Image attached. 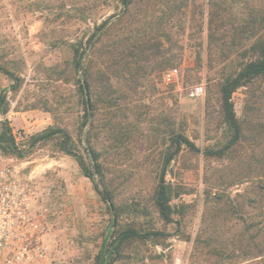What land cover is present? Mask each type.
Instances as JSON below:
<instances>
[{"label":"rangeland","instance_id":"rangeland-1","mask_svg":"<svg viewBox=\"0 0 264 264\" xmlns=\"http://www.w3.org/2000/svg\"><path fill=\"white\" fill-rule=\"evenodd\" d=\"M119 12V0H0V68L19 79L15 87L14 78L0 70V97L5 96L9 105L0 135L6 123L12 136L18 130L31 132L20 142L23 147L16 145L18 153L7 155L14 160L18 177L35 192L33 211L46 229L53 258L57 264H99L106 240L115 241L120 229L132 226L173 236L126 243L120 256L108 254L109 263L256 264L261 259L256 256L264 253L263 176L253 168L246 170L243 162L250 158L242 150L225 159L203 154L227 136L217 90L221 68L208 65L209 0H193L185 16V49L174 67L184 86L203 84L205 97L192 101L181 87H166L156 75L155 90L140 88L129 96L137 114L130 113L131 124L124 125L131 136L123 144L102 127L104 110L95 121L93 143L114 179L118 205L124 200L134 205L142 202L149 205L150 216L134 213L115 223L78 161L61 151L60 140L33 146L35 137L52 128L67 130L76 141L83 137L84 100L71 68V45L87 41L95 24ZM234 102L243 119L251 99L241 90ZM117 117L116 121L122 118ZM171 128L184 134L199 152L184 144L170 168L167 180L182 193L173 204L183 215H175L180 222L165 224L149 202V193L159 180L163 142H169ZM243 177L249 178L229 186ZM220 181H226L223 187L218 186Z\"/></svg>","mask_w":264,"mask_h":264},{"label":"trees","instance_id":"trees-1","mask_svg":"<svg viewBox=\"0 0 264 264\" xmlns=\"http://www.w3.org/2000/svg\"><path fill=\"white\" fill-rule=\"evenodd\" d=\"M192 2L119 0V13L95 24L87 41L71 45V68L78 77L79 94L84 100L81 131L87 129L83 137L76 141L67 130L52 128L34 138L33 146L39 142L60 140L61 151L78 161L83 175L93 182L117 224L123 216L135 213L148 217L151 211L149 205L144 206L142 202L135 206L136 203L128 204L124 200L118 205L114 179L109 176L101 161V153L93 143L96 118L101 110L106 112L102 127L112 131L111 138L118 139L121 144L131 136V130L124 125L130 126L131 123L127 122L130 113L137 114V111L130 106L129 96L137 94L140 88L155 90L156 75L159 77L162 72L175 67L185 49L182 43L188 29L185 16ZM209 8L208 65L221 68L217 90L227 136L216 146L206 147L203 154L208 159H225L242 150L250 158L243 162L246 170L253 168L260 172L263 176L260 189L264 190V0H209ZM0 70L14 78L15 87L19 86V79L13 73L5 68ZM241 90H245L252 101L243 119L238 117L234 102V95ZM0 102L2 112L7 115L6 97H0ZM117 114L122 117L118 121ZM184 144L189 150L199 152L184 134L171 128L169 142H163L159 180L149 193V202L165 224H176L180 221L175 215H183L173 204L175 197L182 193L177 185L167 180V175L173 162L184 151ZM0 149L5 154L18 153L7 123L0 135ZM26 154L20 153L19 156ZM248 178L236 179L229 186L244 183ZM224 182L220 181L218 186L223 187ZM143 230L132 226L120 229L115 241L109 243L106 240L104 243L99 264H111L107 260L108 254L111 258L114 254L120 256L126 243L173 236L162 230ZM185 239L189 240L188 237ZM257 257L261 259L256 264H264V253Z\"/></svg>","mask_w":264,"mask_h":264},{"label":"built area","instance_id":"built-area-1","mask_svg":"<svg viewBox=\"0 0 264 264\" xmlns=\"http://www.w3.org/2000/svg\"><path fill=\"white\" fill-rule=\"evenodd\" d=\"M164 86H175L187 98L198 101L205 97L203 84L184 86L178 68L160 75ZM5 118L0 102V122ZM30 131L13 133L17 146L26 140ZM14 160L0 149V264H57L52 256L47 232L41 218L33 211L35 192L21 180Z\"/></svg>","mask_w":264,"mask_h":264},{"label":"water","instance_id":"water-1","mask_svg":"<svg viewBox=\"0 0 264 264\" xmlns=\"http://www.w3.org/2000/svg\"><path fill=\"white\" fill-rule=\"evenodd\" d=\"M187 146V145H186Z\"/></svg>","mask_w":264,"mask_h":264}]
</instances>
